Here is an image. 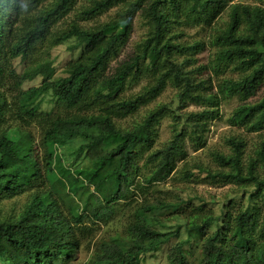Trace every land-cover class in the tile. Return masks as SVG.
<instances>
[{
    "label": "trees",
    "instance_id": "16d2710c",
    "mask_svg": "<svg viewBox=\"0 0 264 264\" xmlns=\"http://www.w3.org/2000/svg\"><path fill=\"white\" fill-rule=\"evenodd\" d=\"M255 1L259 4L89 0L76 19L60 29L77 0H0V199L31 192L21 214L0 216V264H71L83 249V240L90 238L91 243L95 228L107 226L118 205L146 198L147 188L154 187L160 194L157 186L178 177L186 190L192 181L221 188L238 186L235 194L224 197L228 207L223 221L203 199L199 205L190 199L180 211L178 203L156 197L150 204L143 199L149 205L136 211L138 220L126 225L125 233L131 235L133 228L143 226L145 234H152L146 214L175 208L183 224L180 228L199 247L198 264H264V132L259 133L257 158L248 162L253 167L261 162L263 173L252 169L251 179L242 161L246 143L233 136L225 140L230 154L212 153L224 170L187 164L179 169L188 157V140L196 151L207 146L208 126L221 116L225 100L240 101L230 117L232 126L264 131V96L251 101L264 84V40H257L264 35V0ZM113 9L117 10L113 16L99 22ZM225 13L228 22L217 29ZM138 14L147 28L146 37L137 43L131 60L109 77L107 70L128 43ZM79 21L93 24L84 26ZM196 27L213 30L209 37L213 54L207 64H197L206 42L184 40L185 29ZM72 39L83 46L81 56L67 63L64 76L56 77L52 52ZM17 60L23 65L20 72ZM228 71L232 75L224 77ZM84 74L90 85L81 92L76 78ZM39 78V86L25 89ZM144 78L150 83L141 92L122 96L129 85ZM168 85L177 90L176 104L149 111L133 129L116 124L156 100ZM47 93L54 96L55 112L40 111V100ZM190 104L201 110L184 112ZM166 117L173 119L171 139L147 154ZM33 127L40 132L38 144ZM75 138L86 143L80 152L89 163L72 170L63 165L58 144ZM27 139L31 142L24 150ZM142 160L146 176L141 175ZM238 175L246 178L238 180ZM57 197L67 198L68 213ZM213 227L217 228L211 232ZM178 235L179 231L173 234ZM112 238L96 240L86 264H141L144 255L163 245L136 237ZM104 256L116 260L102 262ZM167 260L189 264L185 243L174 245Z\"/></svg>",
    "mask_w": 264,
    "mask_h": 264
},
{
    "label": "rangeland",
    "instance_id": "374dc122",
    "mask_svg": "<svg viewBox=\"0 0 264 264\" xmlns=\"http://www.w3.org/2000/svg\"><path fill=\"white\" fill-rule=\"evenodd\" d=\"M240 3L245 4H254L258 5L259 2L255 0H236ZM89 0H77V3L74 6L71 14L62 20L59 24L60 29L66 28L73 20L76 19L77 11L87 5ZM264 5V3H263ZM116 9L111 10L106 15H103L99 22H104L109 19V17L113 16L116 13ZM81 22V21H79ZM228 22V13H225L223 17L218 21L216 28H220L224 26ZM84 26H90L93 23L81 22ZM213 30L210 28H187L185 29V41H197L201 40L206 42L205 48L197 54L198 65L209 63L212 54L213 48L209 44V37ZM147 28L144 25V21L140 14H138L133 23V31L130 35V39L126 45H124L118 57L113 60L107 70L106 75L111 77L115 75L117 69L124 63L131 60L134 55L135 47L137 43H139L142 39L146 37ZM259 41L264 40V35L261 38H257ZM83 50V46L79 44L77 39L69 40L63 45L57 47L52 52V60L54 62V68L56 71V77L64 76V68L68 62L78 59L81 56ZM15 66L17 69L22 71L23 65L17 60L15 62ZM208 75V74H207ZM232 75L229 71L228 74L224 75V77H229ZM235 75V74H233ZM215 81V80H214ZM42 80L39 78L32 83H28L25 85V89H29L32 87H37L41 84ZM150 83V79H142L138 83L129 85L126 91L122 94L123 97H130L132 95L138 94L143 90L145 86ZM216 83V82H215ZM76 85L80 89L81 92H85L89 88V78L86 74L80 75L76 78ZM176 94L177 90L168 85L162 94L149 105L142 107L138 112L133 114L130 117L124 119L116 120V124L122 129H133L136 124L141 123L147 113L160 105L163 104H176ZM264 96V84L260 87L258 93L251 101H257ZM41 112H55L54 105V96L52 93H47L41 98ZM240 101L238 99H228L221 103L220 110L221 116L210 122L208 128V132L206 133L207 146L204 149L195 150L192 146L191 142L188 140L186 142V149L188 152V157L186 162H182L179 164V169H181L185 164L189 167H193L196 165L202 166L207 171H218L224 170L220 165L215 162V159L212 155L213 152H221L225 154L231 153V147L225 144V140L229 137H238L244 140L246 143V147L244 149L243 156V166L245 168V175H249V179L253 176L252 169L258 170L263 173V168L261 162H259L255 167L249 165L250 158H257L256 148L258 143L260 142L259 135L263 133L261 132H248V130L244 127L232 126L230 124V117L233 111L239 106ZM201 110V107L196 105H188V107L184 108V112H195ZM172 124L173 119L171 117H166L157 127V136L155 139V143L152 148L147 152L150 153L152 150L159 149L165 146L168 141L172 137ZM33 139L38 144L40 142V132L37 128H32ZM260 133V134H259ZM31 140L27 139L25 143L22 145L24 150L28 149V145ZM86 143L80 139L75 138L72 140L63 141L58 144V154L63 161V165L72 170L87 166L89 163L88 158L86 157L84 152H80V148ZM146 157V156H145ZM144 157V158H145ZM145 160L140 162L141 166V175H148V169L144 167ZM229 170V169H228ZM237 176L238 180L245 179L246 177ZM205 174H202L204 177ZM22 183L27 181L25 175L21 177ZM190 189L186 190V184L182 183L180 178H176V180L170 179L166 183L157 186V189H160L161 193H155L154 187L147 188L144 196L146 198L140 199V201L135 200L132 201L134 203H124L120 204L117 207L116 214L111 222L107 226L101 225L99 228H95L94 235L96 237L90 243V238L87 240H83L81 251L77 254L76 261L71 264H86L93 256L95 241L101 239H108L109 237L117 238L120 237H133L138 238L141 241L145 242H163L162 247L155 253L147 254L142 257L141 264H169L167 260V252L177 243L182 242L185 243V251H187L189 264H198L200 260V251L199 247L194 242H189L187 232L184 230L182 222L177 220L176 209H168L161 211L155 215L154 213H147V219L149 227H151L154 232L152 234H145L143 232V226L135 227L131 230V235L129 232L125 233L126 225H130L135 222L137 219L136 211L141 209L143 205H149L151 202H154L156 197H161L168 202H175V205L178 203L180 205L179 210H184L186 205L189 204L190 199L195 205H199L203 200L207 201L209 206L213 209L216 216L219 217L220 221H223L224 216L227 212L228 202L224 199L225 196H231L235 194L234 189H238V186L234 184H228L225 187H216L208 184H204L202 182L192 181L190 183ZM1 192V187H0ZM62 192H59L62 195ZM173 193L174 197H169V194ZM31 198V192L27 191L21 196H17L13 199H0V216L13 215L18 216L21 214L25 206L28 204L29 199ZM60 198V199H59ZM57 197L58 200L61 201L62 208L68 213V200L64 197ZM147 199L148 203H144ZM236 202H242L240 198H236ZM179 222V223H178ZM90 226V224H87ZM182 225V226H181ZM219 227V225H218ZM217 227H213L211 232L215 231ZM179 231L178 236H173V234ZM172 235V237L168 238L167 236ZM112 238V239H113ZM102 262L105 261H115L116 257L113 256H104L101 258Z\"/></svg>",
    "mask_w": 264,
    "mask_h": 264
}]
</instances>
